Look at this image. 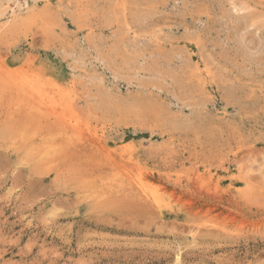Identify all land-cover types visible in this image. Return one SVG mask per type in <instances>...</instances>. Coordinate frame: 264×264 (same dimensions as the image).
I'll list each match as a JSON object with an SVG mask.
<instances>
[{
  "label": "rangeland",
  "instance_id": "rangeland-1",
  "mask_svg": "<svg viewBox=\"0 0 264 264\" xmlns=\"http://www.w3.org/2000/svg\"><path fill=\"white\" fill-rule=\"evenodd\" d=\"M0 264H264V0H0Z\"/></svg>",
  "mask_w": 264,
  "mask_h": 264
}]
</instances>
